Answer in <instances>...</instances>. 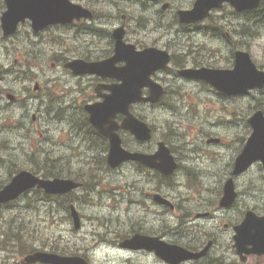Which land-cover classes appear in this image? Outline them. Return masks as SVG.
I'll return each mask as SVG.
<instances>
[{
    "label": "rangeland",
    "instance_id": "1",
    "mask_svg": "<svg viewBox=\"0 0 264 264\" xmlns=\"http://www.w3.org/2000/svg\"><path fill=\"white\" fill-rule=\"evenodd\" d=\"M74 1L85 6V0ZM193 1L159 0L149 9L135 0L120 1V9H115V6L111 8L109 3L96 8L98 4L95 1L89 6L96 8L99 14L112 16L97 21L98 28H107L111 32L124 21L129 41L170 49L181 67L211 65L232 68L233 54L237 49H244L264 69V26L249 28L229 6L214 12L213 17L219 22L217 25L211 21L205 22L202 30L179 26L176 11L191 7ZM167 2L170 7L162 10V5ZM2 9L0 0V12ZM154 21L159 24L158 27ZM82 23L72 27H53L41 36H35L28 22L21 26L18 34L10 38V41H1L0 65H4V70L0 71V88H13L19 94L24 91L25 86H31L33 90L35 82H38L42 86L41 94L57 96L60 102L66 86L73 84L75 80L66 74L57 60L62 56L73 59L85 54L101 59L100 56H104L111 48L107 37L86 35L81 27ZM205 25H212L214 29H205ZM144 28L147 29L142 30ZM244 28L254 31L250 35ZM27 63L31 65L30 71L35 75L34 82H21L16 75L17 69H28ZM162 78L166 80L168 89L163 104L137 108L156 128L155 139L167 140L182 164L174 175L178 187L165 185L161 189L162 193L174 198L173 201L180 205L179 210L175 213L164 212L162 216L153 212H157L158 207L150 205L146 209L143 206L151 202L145 196V192L151 190V187L142 176L140 178L139 174L132 172L133 166L125 165L116 171H108L105 160L103 163L98 158L104 156L99 148L95 150V158H86L83 154L86 151L83 135L72 130V126L66 122L53 120L51 116L54 113L49 116L44 106L40 108L38 98H30L24 92L20 96L21 105L16 104L10 109L5 107L7 99L1 101L3 112L0 110V140L5 137L10 140L7 152L20 163L17 168L31 165L43 167L45 159L52 160L45 157V153L50 152L53 157L70 156L72 161L64 163L67 171L76 174L79 170L86 174V177H81L82 180L94 179L99 184L95 191L89 186L91 191L81 196L83 204L78 209L84 225L80 231H75L72 221L66 220L62 214L51 215L49 207L36 201L37 196L34 197L33 192L15 204V209H0L8 218L16 215L12 217L15 225L23 223L27 226L13 227L18 235L23 236L24 243L21 253L18 251L14 256H9L11 264H22L23 254L33 247L84 254L92 264H166L153 254L132 253L120 249L114 243L99 241L101 234L120 241L140 225L150 228L153 233L158 232L168 241L184 245H204L215 238L211 256L206 261H201L202 264H264V256L251 255L242 261L232 239V224L240 220L242 211L253 208L264 214L262 165L256 164L248 173L236 178L239 199L233 207L221 209L218 205L224 183L231 175L234 160L251 133L247 120L264 93L255 91L248 96L223 98L204 82L186 80L176 77L174 73L163 74ZM34 113L38 115V121L32 120ZM16 121L22 123L20 128L12 127L17 124ZM70 132L77 135L73 142L68 139ZM216 138L220 141L208 142L209 139ZM130 144L134 145L133 142ZM34 148L39 153L37 162L32 160ZM9 163L8 168H0L1 181H6L10 172L14 171V165ZM60 170L67 174L66 170ZM186 173L190 174L189 180ZM202 212H209L210 215L198 217ZM156 216L160 218L156 219ZM182 219L184 223L187 222L185 225H179L178 220ZM4 220L0 217V224ZM226 224L228 227H225ZM3 226L4 224L0 225V229ZM111 231L113 233L110 234ZM5 258L8 261L7 252L0 251V264L6 262Z\"/></svg>",
    "mask_w": 264,
    "mask_h": 264
},
{
    "label": "water",
    "instance_id": "2",
    "mask_svg": "<svg viewBox=\"0 0 264 264\" xmlns=\"http://www.w3.org/2000/svg\"><path fill=\"white\" fill-rule=\"evenodd\" d=\"M9 6L8 11L3 16V27L5 34L9 35L16 31L18 22L30 18L36 31L41 30L48 24L71 22L81 16H91V14L80 6L73 5L70 0H6ZM224 0H200L195 9L181 11L182 22H192L203 17L205 10ZM238 9H248L257 7L260 0H229ZM213 5V6H212ZM117 47L116 54L110 59L96 63H85L75 61L70 63L76 72L90 71L112 76L122 83L110 86L111 94L101 103L87 106L91 114V122L106 136L111 139V152L109 162L113 166L119 165L130 156L122 149L121 139L113 132V120L117 113H123L127 117L123 127L131 129L139 138H150L149 127L130 114L129 108L132 103L147 101L158 102L164 91L150 76L158 68L165 67L170 57L167 52L157 48H147L142 52H137L132 45H126L123 41L124 32L118 29L116 32ZM118 61H126L127 64L121 68L116 67ZM183 75L189 77H199L213 84L221 94L231 95L247 93L250 89L264 87V72L259 71L252 62L250 55L239 51L237 53L236 66L233 70H184ZM150 87L151 96L142 97V89ZM253 127V134L248 140L247 146L238 157L234 174H239L258 159L264 163V113L258 111L249 120ZM161 165L172 171L176 164L170 150L164 143L160 144V150L156 155ZM156 156L154 157L156 159ZM140 158L149 163V156L140 155ZM44 187L50 193H64L78 186L71 180L55 179L53 181H43L34 177L26 171L18 174L13 181L2 191H0V202L9 201L18 197L25 190L34 186ZM237 196L234 189L233 178L229 179L225 186V196L221 201L222 206L230 205ZM76 226H79L78 214L73 211ZM236 235L234 239L238 252L242 255L246 253L264 254V216H258L253 211H248L245 220L234 227ZM139 243V247L155 250L160 256L169 260H183L200 258L207 254L210 245L200 253H193L177 245H171L160 241L158 238H149L136 235L133 239ZM252 245V248L248 246ZM132 246V245H131ZM46 261L53 264H87L81 258L59 257L52 254L36 253L27 257V262Z\"/></svg>",
    "mask_w": 264,
    "mask_h": 264
},
{
    "label": "flooded vegetation",
    "instance_id": "3",
    "mask_svg": "<svg viewBox=\"0 0 264 264\" xmlns=\"http://www.w3.org/2000/svg\"><path fill=\"white\" fill-rule=\"evenodd\" d=\"M146 173H147V170H145V173H142V175L144 176V178H146V180H148V178L146 177ZM150 173L153 176V178L150 181H152V183L159 182V180H157V181L155 180L156 172L155 171H151Z\"/></svg>",
    "mask_w": 264,
    "mask_h": 264
},
{
    "label": "trees",
    "instance_id": "4",
    "mask_svg": "<svg viewBox=\"0 0 264 264\" xmlns=\"http://www.w3.org/2000/svg\"><path fill=\"white\" fill-rule=\"evenodd\" d=\"M264 18V14H263V17L261 18V19H263ZM49 174H45V176H48ZM23 232H20V234H22ZM23 249V245L21 246V250Z\"/></svg>",
    "mask_w": 264,
    "mask_h": 264
}]
</instances>
